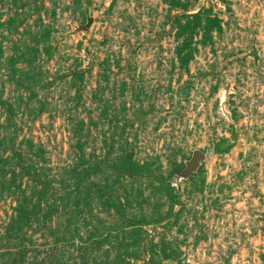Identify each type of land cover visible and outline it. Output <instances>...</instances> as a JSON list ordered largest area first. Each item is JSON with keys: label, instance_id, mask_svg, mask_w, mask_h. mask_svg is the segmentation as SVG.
Returning a JSON list of instances; mask_svg holds the SVG:
<instances>
[{"label": "rangeland", "instance_id": "1", "mask_svg": "<svg viewBox=\"0 0 264 264\" xmlns=\"http://www.w3.org/2000/svg\"><path fill=\"white\" fill-rule=\"evenodd\" d=\"M0 264H264V0H0Z\"/></svg>", "mask_w": 264, "mask_h": 264}, {"label": "water", "instance_id": "2", "mask_svg": "<svg viewBox=\"0 0 264 264\" xmlns=\"http://www.w3.org/2000/svg\"><path fill=\"white\" fill-rule=\"evenodd\" d=\"M91 23H92V18L89 17V18H87V21L85 24L77 26L76 31H81V30L86 31L89 28V26L91 25ZM201 157H202V155L200 152H195L193 154L191 160L188 163L189 164L188 168L191 170L195 169L197 166V163L201 159Z\"/></svg>", "mask_w": 264, "mask_h": 264}]
</instances>
